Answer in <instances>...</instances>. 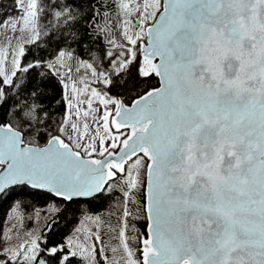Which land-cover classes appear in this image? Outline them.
Listing matches in <instances>:
<instances>
[{
	"label": "snow or ice",
	"instance_id": "obj_1",
	"mask_svg": "<svg viewBox=\"0 0 264 264\" xmlns=\"http://www.w3.org/2000/svg\"><path fill=\"white\" fill-rule=\"evenodd\" d=\"M108 2L96 0L90 17L76 7V0L54 12L65 27L53 37L57 52L52 61L35 58L22 64L26 53L21 44L10 74L0 62V202L15 198V210L24 207V197L50 198L44 210L53 216L45 224L50 235L61 213L84 211L68 205L106 200L119 189V241L126 264H264V0H112L114 15L121 17L116 24L110 10L101 12L97 6ZM24 3L16 0L18 7ZM48 7L55 6L40 2L38 7V0H27L22 9L20 31L30 18L35 33L30 43L39 39L38 21ZM136 13L139 29L130 32L129 17ZM14 19L0 27L10 24L15 32ZM81 22L85 31L76 27ZM121 25L135 50L126 49L123 59L110 64L113 74H127L120 86L136 91V97L126 104L93 88L81 100L87 85L81 89L72 82L69 95V85L61 80L66 112L53 127L42 99L44 80L59 73L75 45L97 82L102 78L113 84L111 74L97 72L90 61L99 33L107 35ZM108 43L119 47L114 36ZM141 52L143 63L137 69L134 62ZM153 76L158 85L145 86ZM91 97H99L104 106L101 116H92L94 122L102 121L95 135L89 134L87 119L93 111ZM8 101L9 110L3 111ZM84 103L87 108L81 111ZM73 115L76 121L84 117L83 131L72 122ZM97 153L102 159L93 158ZM134 213L145 227L129 237ZM89 218L100 241V215ZM130 243L138 245L142 259L133 258ZM95 252L94 245L89 249L76 243L73 235L50 247L47 235L34 236L0 251V264H72L78 254L84 258L87 253L94 261Z\"/></svg>",
	"mask_w": 264,
	"mask_h": 264
},
{
	"label": "trees",
	"instance_id": "obj_2",
	"mask_svg": "<svg viewBox=\"0 0 264 264\" xmlns=\"http://www.w3.org/2000/svg\"><path fill=\"white\" fill-rule=\"evenodd\" d=\"M42 2L45 5H53L55 7H48L46 11L40 14V24L43 26V32L40 35L39 39L36 40L35 43H27L25 46V57L21 58V63L26 64L28 61H32L35 58H40L45 61H52L56 56L57 52V44L55 43L53 37H58L61 30L65 27L57 18L54 16L55 11H59L61 7H63L66 3H73V0H39V3ZM96 0H76V7H83L86 11H88L89 17L92 15L91 5L95 3ZM118 2V0H117ZM101 12L110 10V15L113 24H116L117 18L119 15H114L116 13V3H113L112 0L105 6L97 5ZM20 11V7L17 6L16 0H0V22L3 21L10 14H17ZM105 21L103 19L100 20V24L103 25ZM83 22L78 24L76 27L80 28L82 31H85L82 27ZM122 25L120 27L113 28L110 32L105 35L103 32L99 33L100 39L97 44L94 46L93 55L95 57L94 60H97L102 67L109 68L111 67L110 61L116 59V57L124 58L128 53L126 49H130L131 45L122 35ZM115 37V42L119 47H114L109 44L108 41ZM74 51V55L72 56L71 64L75 63L76 60H82L81 52L76 49V46L73 45L72 49ZM106 52H112V56H107ZM83 59H88L87 56H84ZM136 68L138 69L140 65L143 63V60L138 53V59L134 62ZM39 71L47 72V69H40ZM33 76L36 75L35 72L32 73ZM127 78V74H121L117 76L115 74H111V79L113 80V84H104L103 81L96 82V84L101 87L105 92H108L112 95H116L117 97H121L125 102L129 103L132 99H134L137 95L136 91L128 93L123 87L120 86V81ZM61 78L56 75H49L43 84V91L45 96L42 97L44 103L46 105V110L51 113L52 116V126L54 127L57 119L64 117L66 112V105L63 100L65 89L60 83ZM147 83H151L154 85H158V78L155 76L151 77ZM142 86L137 91L143 92L144 87ZM13 91L9 92V95H14ZM17 100H21L20 96L16 97ZM23 102V101H21ZM59 102V103H58ZM12 101L5 102L3 104V111H8L9 106ZM143 163H147V159L143 161ZM143 171V169H142ZM122 186V184H121ZM15 198L9 197L6 200L0 202V251H3L5 247H17L18 245L24 243L25 241L30 240L33 236L32 233L38 230V233L35 236H45L48 237V246L50 247L53 241L59 242L62 241L65 236L74 235V229L79 228L80 231H84L83 237H88L86 239L89 242V245H85L89 249L94 245L96 248L95 252V260H91L88 258V254H85L84 258L78 254L72 261V264H107L105 259L102 256L108 257L107 248L111 243L117 242L120 245L119 241V230L121 227V217L123 214V206L121 201L123 200L122 193L117 189L114 193L107 197L106 200L91 201L90 203H79L73 202L71 205H68L70 209H77V207L82 208L84 211H70L67 213H61L56 219H58V223L55 225L54 231L49 235L45 228L46 223H50L53 219L51 213L45 216V208L49 203V199H45L41 196H29L24 197V207L13 210V200ZM63 205V201H57ZM34 208L39 211V216L37 217V212L34 211ZM17 212V213H15ZM22 212H33V217L31 218V224L24 225L22 224V218L16 220L12 219V215H20ZM99 214L102 223L99 227V234L101 236V240L103 243V253L100 252L98 248V243L95 240V236L93 232L97 233V226L94 219H90L89 217H93ZM137 213L133 214V217L128 221L129 229L127 231V235L129 237L135 236L136 229L143 232L145 227V222L142 219H136ZM21 221V222H20ZM15 222H20L19 226L15 228L12 232L8 229L7 226L9 224L14 225ZM134 225V228L132 227ZM31 230V231H30ZM91 230V232H89ZM11 237V239H7ZM121 247V246H120ZM129 247L134 251L135 258L140 259L141 252L137 251L138 245L135 243H130ZM77 251V250H76ZM79 253V251H77ZM117 261L119 264H126V259H128L126 253L123 248H120L119 255Z\"/></svg>",
	"mask_w": 264,
	"mask_h": 264
},
{
	"label": "rangeland",
	"instance_id": "obj_3",
	"mask_svg": "<svg viewBox=\"0 0 264 264\" xmlns=\"http://www.w3.org/2000/svg\"><path fill=\"white\" fill-rule=\"evenodd\" d=\"M134 2H139V3H143V0H134ZM26 3L27 0H25V3L23 5L20 6V11L17 14H10L8 15L3 21L0 22V25L4 24L5 20H10L11 18H15L14 20H11V22H15L17 25V30L14 32L11 29V26L9 24L8 27H0V62L3 63V66L5 68V71L7 74H10L11 71H13V66H12V59H13V54L14 52L18 49L19 45L23 44L24 47L26 46L27 43H29V41H31L33 39V36L35 35V33L33 31H31L32 28V22L29 18V24L26 30L24 31H20V29L22 27H24V11L22 10L23 8L26 7ZM38 7H39V0H38ZM139 13H136L132 16L129 17V19L131 20L132 24H131V29L130 32H135L139 29V24L137 23V19H138ZM117 21H119L121 19V17H116ZM152 21L149 20L148 23H151ZM38 30L40 32V35L43 32V26L40 24V21H38ZM142 41V40H140ZM140 41L137 42V46L139 47V43ZM130 49L135 50L133 48V46L131 45ZM5 52H7V57L5 58ZM73 58V57H71ZM65 57L63 60V67L59 68V73L58 76L61 78V80H64L65 83H67L69 85V88L67 89L69 95H71V84L72 82L76 83V86L78 88H84L85 85H87L88 87V91L84 92L81 96L80 99L81 100H87L88 97L91 96V89L95 88L99 93H101L102 96H104V98H108V97H113V98H118L116 95H112L108 92H105L101 87H99L96 82L97 79L96 77L92 76V72L91 69H88L87 67H85L81 60H76L75 63L71 64L72 59ZM121 59L120 57H116V59ZM90 62L93 63V65L97 68V72L100 71H105L109 74H113L112 73V66L109 68L106 67H102L100 65V63L97 60H91ZM57 67H59V65H57ZM69 69H71V71L69 72ZM99 81H103V79L101 78ZM93 100V104H92V113L90 114V116L87 118L88 119V124H89V134L90 135H95V129L97 127V124H101L102 125V121L97 119L96 122H94L92 120V116H101L104 110V106L101 105L99 103V97H91ZM73 103H75V101H73ZM109 108H114L113 105H109ZM87 108V104L84 103L81 105V111H83L84 109ZM99 109L100 111L97 112L96 110ZM72 112H74L75 110L72 109ZM65 116V115H64ZM63 118V117H62ZM61 119V118H60ZM72 122H77L81 125V131H83L82 128V124L84 122V117L81 116V119L79 121H76L75 116L73 115L71 117ZM111 119V117H110ZM56 126V123L54 125V127ZM101 133H103V129H100ZM113 132H115V129H113ZM123 138V137H122ZM87 139V137H86ZM96 156H99L98 153L97 154H93ZM135 159V158H134ZM127 167V166H126ZM17 213V212H15ZM20 215H12V219L15 218L16 220H18L19 218H22V224L24 225H29L31 224V218L33 217V212H20ZM20 222H15L14 225L9 224L8 229L10 230V232H12L13 230H15V228H17L19 226ZM38 233V230L32 233V236L34 237L36 234ZM84 231H79V232H75L74 233V239L76 240V243H83L84 245H89L90 243L86 241V239H88V237H83V235L87 234H83ZM94 236L96 234V232H93ZM98 243V248L100 250L101 253H103V251H101V249H103V243L102 240L100 239V241H97ZM116 248L117 251L115 253H113L111 251V249ZM120 245L117 244V242L115 243H111V245H109V248H107L108 251V257H107V264H115V262L118 260L116 254L119 255V251H120ZM91 249V248H90ZM77 251H79V249H76ZM105 259V256H102ZM135 258V255L133 257ZM141 259V258H140ZM127 260V259H126Z\"/></svg>",
	"mask_w": 264,
	"mask_h": 264
},
{
	"label": "water",
	"instance_id": "obj_4",
	"mask_svg": "<svg viewBox=\"0 0 264 264\" xmlns=\"http://www.w3.org/2000/svg\"><path fill=\"white\" fill-rule=\"evenodd\" d=\"M152 23V22H151ZM151 23H149V24H151ZM146 43V38L144 39V40H142V41H140V43H139V47L140 48H142L143 47V45ZM140 54V56H141V58H142V52L141 53H139ZM119 99H122L121 97H118ZM123 100V99H122ZM124 101V100H123ZM132 101V100H131ZM125 102V101H124ZM126 104H130L131 102H129V103H127V102H125ZM123 139V138H122ZM82 155H83V153H82ZM140 155H143L142 153L140 154ZM93 158H95V159H102V157H100V156H96V155H93ZM141 259H142V253H141V257H140Z\"/></svg>",
	"mask_w": 264,
	"mask_h": 264
}]
</instances>
